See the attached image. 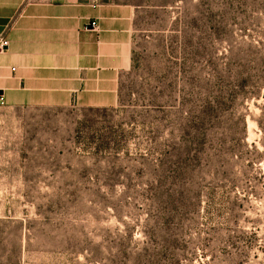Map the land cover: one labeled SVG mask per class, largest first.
<instances>
[{
  "label": "rangeland",
  "instance_id": "1",
  "mask_svg": "<svg viewBox=\"0 0 264 264\" xmlns=\"http://www.w3.org/2000/svg\"><path fill=\"white\" fill-rule=\"evenodd\" d=\"M110 1L115 107L0 104V264H264V0Z\"/></svg>",
  "mask_w": 264,
  "mask_h": 264
},
{
  "label": "crops",
  "instance_id": "2",
  "mask_svg": "<svg viewBox=\"0 0 264 264\" xmlns=\"http://www.w3.org/2000/svg\"><path fill=\"white\" fill-rule=\"evenodd\" d=\"M140 9L110 0H0V104L115 107Z\"/></svg>",
  "mask_w": 264,
  "mask_h": 264
},
{
  "label": "built area",
  "instance_id": "3",
  "mask_svg": "<svg viewBox=\"0 0 264 264\" xmlns=\"http://www.w3.org/2000/svg\"><path fill=\"white\" fill-rule=\"evenodd\" d=\"M6 43L3 41V42H0V48L3 47V45H5Z\"/></svg>",
  "mask_w": 264,
  "mask_h": 264
}]
</instances>
